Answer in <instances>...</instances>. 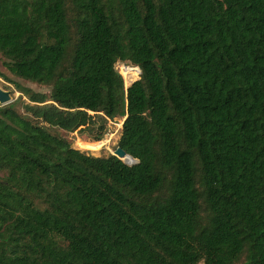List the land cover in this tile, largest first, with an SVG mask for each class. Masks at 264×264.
Wrapping results in <instances>:
<instances>
[{
    "label": "trees",
    "instance_id": "obj_1",
    "mask_svg": "<svg viewBox=\"0 0 264 264\" xmlns=\"http://www.w3.org/2000/svg\"><path fill=\"white\" fill-rule=\"evenodd\" d=\"M0 64V264H264V0H0Z\"/></svg>",
    "mask_w": 264,
    "mask_h": 264
},
{
    "label": "rangeland",
    "instance_id": "obj_2",
    "mask_svg": "<svg viewBox=\"0 0 264 264\" xmlns=\"http://www.w3.org/2000/svg\"><path fill=\"white\" fill-rule=\"evenodd\" d=\"M115 67L123 79L124 87H128L132 82L136 81L139 78L138 76L139 73L137 71L135 72L134 70L129 71V74H127V78L123 74L124 68H132L134 66L120 63V64H116ZM0 73H2V75L9 80L7 81L5 78L0 76V88L4 91L9 92L11 101L17 98L19 95V93L15 90L14 84H18L20 86L29 88L35 92H41V93L49 92V88H47L46 86L30 83L11 76V74H9V72H7L5 68L2 67L1 64H0ZM120 126H121V120L109 121L108 131L104 136V138L100 141H94L87 135L79 134L76 132L67 133L65 135L66 138L71 143L72 147H74L75 149H79L96 156H107L109 154H113V152L117 148V141L120 135Z\"/></svg>",
    "mask_w": 264,
    "mask_h": 264
},
{
    "label": "water",
    "instance_id": "obj_3",
    "mask_svg": "<svg viewBox=\"0 0 264 264\" xmlns=\"http://www.w3.org/2000/svg\"><path fill=\"white\" fill-rule=\"evenodd\" d=\"M10 102H11V97H10L9 92L8 91H4V90H2L0 88V105H6V104H8ZM113 155L116 156L117 158H119L120 160H122L126 164H133V163L136 162L130 156L129 157L132 159V161L131 162L125 161L124 157H126L128 155H126L125 152L119 147H117L115 149V151L113 152Z\"/></svg>",
    "mask_w": 264,
    "mask_h": 264
},
{
    "label": "built area",
    "instance_id": "obj_4",
    "mask_svg": "<svg viewBox=\"0 0 264 264\" xmlns=\"http://www.w3.org/2000/svg\"><path fill=\"white\" fill-rule=\"evenodd\" d=\"M133 70H136L139 73V70L137 67H132Z\"/></svg>",
    "mask_w": 264,
    "mask_h": 264
},
{
    "label": "bare ground",
    "instance_id": "obj_5",
    "mask_svg": "<svg viewBox=\"0 0 264 264\" xmlns=\"http://www.w3.org/2000/svg\"><path fill=\"white\" fill-rule=\"evenodd\" d=\"M124 69H132V68H124ZM126 71V70H125ZM136 72V70H134Z\"/></svg>",
    "mask_w": 264,
    "mask_h": 264
}]
</instances>
